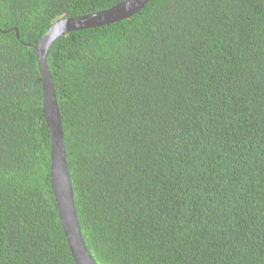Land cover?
Wrapping results in <instances>:
<instances>
[{"label":"trees","instance_id":"16d2710c","mask_svg":"<svg viewBox=\"0 0 264 264\" xmlns=\"http://www.w3.org/2000/svg\"><path fill=\"white\" fill-rule=\"evenodd\" d=\"M123 1L0 0V264H75L36 48ZM47 62L97 264H264V0H152Z\"/></svg>","mask_w":264,"mask_h":264},{"label":"water","instance_id":"95a60500","mask_svg":"<svg viewBox=\"0 0 264 264\" xmlns=\"http://www.w3.org/2000/svg\"><path fill=\"white\" fill-rule=\"evenodd\" d=\"M152 0H124L116 6L83 16L61 18L42 36L36 53L42 78L43 113L51 136L50 180L62 228L75 264H97L79 226L69 174L64 128L56 87L47 62L53 43L67 33L113 24L132 17Z\"/></svg>","mask_w":264,"mask_h":264}]
</instances>
